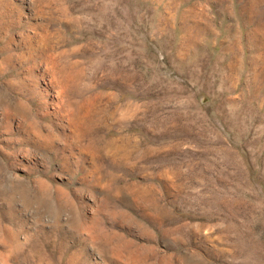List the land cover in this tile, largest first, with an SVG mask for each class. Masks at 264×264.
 I'll return each instance as SVG.
<instances>
[{"label": "rangeland", "instance_id": "1", "mask_svg": "<svg viewBox=\"0 0 264 264\" xmlns=\"http://www.w3.org/2000/svg\"><path fill=\"white\" fill-rule=\"evenodd\" d=\"M0 264H264V0H0Z\"/></svg>", "mask_w": 264, "mask_h": 264}, {"label": "bare ground", "instance_id": "2", "mask_svg": "<svg viewBox=\"0 0 264 264\" xmlns=\"http://www.w3.org/2000/svg\"><path fill=\"white\" fill-rule=\"evenodd\" d=\"M17 245V244H16Z\"/></svg>", "mask_w": 264, "mask_h": 264}]
</instances>
